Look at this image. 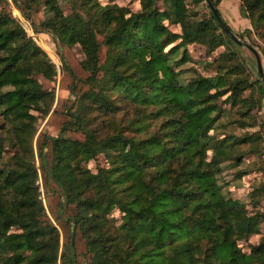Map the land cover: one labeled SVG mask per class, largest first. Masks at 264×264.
<instances>
[{"label":"trees","instance_id":"1","mask_svg":"<svg viewBox=\"0 0 264 264\" xmlns=\"http://www.w3.org/2000/svg\"><path fill=\"white\" fill-rule=\"evenodd\" d=\"M0 1V264H57L59 230L39 196L32 145L34 111L46 113L53 96L36 75L53 78L56 68ZM12 1L35 32L79 43L89 72L66 121L83 137L61 133L37 147L44 163L49 141L47 178L75 207L61 264H77L76 230L83 264H264V232L248 251L239 243L260 232L264 181L250 190L263 205L249 213L220 178L222 162L239 178L253 168L240 165L245 157L264 154V83L251 78L212 12L195 16L186 0H138L136 11L82 0L83 10L70 13L58 0ZM240 14L264 44V0H240ZM191 42L208 53L224 46L213 74L181 66L191 59ZM99 153L108 164L91 171L86 162Z\"/></svg>","mask_w":264,"mask_h":264},{"label":"rangeland","instance_id":"2","mask_svg":"<svg viewBox=\"0 0 264 264\" xmlns=\"http://www.w3.org/2000/svg\"><path fill=\"white\" fill-rule=\"evenodd\" d=\"M6 1L7 2L4 3L5 9L21 22L27 34L37 43L56 68V73L53 78L47 79L40 74L36 75V79L42 83L44 88L50 90L53 96L50 107L46 113L43 111H34L37 117L35 121L36 130L32 137V145L35 163L38 170L36 184L39 186V196L48 217L59 230L60 248L57 264H61L60 252L62 243L69 239L71 225L69 224L68 219L69 216L75 212V207L73 204L65 205L61 187L47 178L46 171L48 163L52 157L49 141L47 144L48 148H43L45 157L43 161L44 163H42L41 159H39L37 147L45 137L49 140L50 136H56L61 133L74 138L83 137V133L80 129L67 124L66 121L72 119V116L68 112L73 107L77 94L80 93V90H83L88 86V84L83 82V79L89 72L82 67L81 61L84 58V53L79 43L76 42L71 45L61 44L49 30L43 29L42 31L35 32L30 27L29 20L22 15L14 2L12 0ZM98 1L102 4L115 3L118 5H124L135 11L140 9V3L138 0ZM58 2L64 13H70L74 9L78 11L83 10V6L81 4L82 0H58ZM1 3L3 2L0 1V5ZM186 3L188 9L192 10L194 15H197L198 17H201V15H207L208 9L210 10L206 0H186ZM215 5L233 33L246 43L252 45L258 51L261 58L263 71L262 76L264 77V54L260 46L261 44H264L262 39L256 35L255 32L247 31V28H251L252 25L249 18L242 17L240 14V0H218ZM41 17H43L42 5H40L37 12L34 13V19L36 22H38ZM169 26L173 31H180V26L178 24H171ZM232 41L238 46V52L241 56H239V59L242 61L244 60L248 71L250 72L251 78L254 79L260 77L254 53L246 45H240L233 39ZM253 42L256 44L253 45ZM187 49L191 55V59L187 60L181 66L186 67L189 70L188 73L196 70L202 74H213L215 72V64L213 60L215 56H217V53L224 49V46H218L212 52L208 53L206 52L204 44L200 42H191L187 45ZM104 53L105 46L101 44L99 47L100 57H103ZM179 56L180 54H178V57ZM209 61L212 63L208 64ZM258 115L261 120H264V97L262 99ZM235 130L237 131V129ZM219 131L220 130H215L216 135L219 134ZM10 154V147L5 146L2 152V157L8 158ZM253 157V155L245 157L243 162H241L240 165L243 167L246 165H252L250 168L253 167L243 176L235 178L232 174V167L224 162L221 164L222 171L220 174L224 189L223 191L235 198H238L247 207L249 213H253L259 205H263L262 202H259L256 205L252 202L250 190L255 184L260 181H264V169L262 170V168H256L257 165H261V167L264 166V154L261 157L257 156L255 159ZM250 160L251 162L249 163ZM107 164L108 162L102 153L97 154L95 157L86 162V165L94 172L98 169V167L106 166ZM112 214L116 218H119L120 216V212L117 209H114ZM11 230H17V227L13 226ZM263 232L264 219L260 223V232L252 233L247 240H239L241 248L244 251H248L250 249V243L254 244L258 242ZM74 241L75 251L77 253V264H83L85 259H87V254L85 253L84 238L81 236L79 230H76L74 234Z\"/></svg>","mask_w":264,"mask_h":264},{"label":"water","instance_id":"3","mask_svg":"<svg viewBox=\"0 0 264 264\" xmlns=\"http://www.w3.org/2000/svg\"><path fill=\"white\" fill-rule=\"evenodd\" d=\"M206 1H207L208 5H209V8H210L212 14L214 15L216 21L218 22L219 26L224 31V33L229 35L230 38L233 39L236 43H238L240 45H246L254 53L257 70H258V73H259L263 83H264V77L262 76L263 75V71H262V66H261V58H260V55H259L258 51L252 45L246 43L245 41H243L242 39L237 37L235 35V33H233V31L231 30L229 25L222 18L221 14L219 13V11H218L216 5L214 4L213 0H206Z\"/></svg>","mask_w":264,"mask_h":264}]
</instances>
